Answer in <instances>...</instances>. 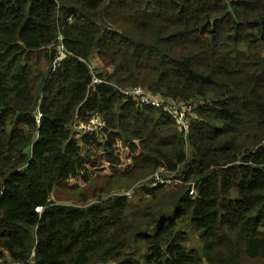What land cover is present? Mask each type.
Segmentation results:
<instances>
[{"label":"trees","instance_id":"obj_1","mask_svg":"<svg viewBox=\"0 0 264 264\" xmlns=\"http://www.w3.org/2000/svg\"><path fill=\"white\" fill-rule=\"evenodd\" d=\"M139 86L192 108L188 129L121 93ZM92 116L95 159L69 129ZM95 173L175 185L52 199ZM15 263L264 264V0H0V264Z\"/></svg>","mask_w":264,"mask_h":264},{"label":"rangeland","instance_id":"obj_2","mask_svg":"<svg viewBox=\"0 0 264 264\" xmlns=\"http://www.w3.org/2000/svg\"><path fill=\"white\" fill-rule=\"evenodd\" d=\"M35 60H39L40 65L44 61L43 57H41L39 59L38 56H35ZM139 88H141L143 91L145 90L141 86H139ZM131 89H129L128 91H130ZM121 93L124 95H128V94H126V92L121 91ZM160 101L162 103H164V100H160ZM169 101L173 105V108H177L179 106H186V104L184 102H181L179 100L173 99V100H169ZM71 131H73V129ZM81 134H83V136L81 138H77V137L76 138L78 139V144L81 148L82 155L83 156L89 155V157L90 158L93 157V159H95L94 156H100L102 154L100 151L94 150L93 147H87L84 145V143L82 142V138L85 135H84V133H81ZM105 163H106L105 159L102 160V164H105ZM110 177L111 176H109V175L107 176L105 174H96L94 179L89 180L87 182L72 180L68 183H64L62 185V187H59L55 190V192L52 196V199L58 204L81 206V205H83V203H82L83 197H85V198L87 197V199L90 200L89 202L93 203L95 200L94 195H99L100 194L99 191L103 190L104 193L102 195H104V196H106L107 194H112V195L128 194L134 198L136 195L134 200L137 201L138 196L136 193H133V190L135 189L134 186H136L137 184L138 185L142 184V185H146V186H151L153 183V179H154V177H153V178L148 179V180H143L140 183L136 182L137 184L133 185L129 190H126V189H128V185H127L128 182L122 181L119 177H115L113 179H110ZM162 179L164 180L163 182L167 181V183L164 184L168 187L166 190L167 191L172 190L175 183L172 184L173 181L171 179H165L163 177L159 178V180H162ZM104 198L106 199V197H104ZM150 201H151L150 198H146L145 203H148Z\"/></svg>","mask_w":264,"mask_h":264},{"label":"built area","instance_id":"obj_3","mask_svg":"<svg viewBox=\"0 0 264 264\" xmlns=\"http://www.w3.org/2000/svg\"><path fill=\"white\" fill-rule=\"evenodd\" d=\"M62 56H63V47L60 48L59 51V56L56 59V63L59 64L62 60ZM93 83H99L98 79H94ZM129 89L126 90H121L122 92H126V94L130 95L136 102H138L140 105H144V106H149V107H156V108H160L162 109L164 112L166 113H170L174 116V118L176 119L177 125L182 129V130H187L189 127V121H188V117L192 116V108H190L189 106L186 107H177V108H173V105L171 104H166L167 102L164 101V103H162L157 97H154L153 95L149 94L146 90H142L139 87H135L132 88L130 91H128ZM169 105V106H168ZM171 106V107H170ZM37 121L39 122L40 118H41V114L38 112L37 113ZM75 129H74V133H78L79 135L83 136L86 134H91V133H98L100 134L105 128L106 125L105 123L98 117L96 116H92L91 118H89L86 123H75ZM160 175L156 174L153 182L155 183H160L162 185L166 184L167 181L163 182L164 180H159ZM175 182V181H174ZM177 183H180L179 181H176ZM134 193V190H133ZM128 195V194H126ZM129 197H131V195H128ZM42 208H38L37 211L40 213L42 212ZM15 264H27V263H15ZM30 264V263H28Z\"/></svg>","mask_w":264,"mask_h":264},{"label":"crops","instance_id":"obj_4","mask_svg":"<svg viewBox=\"0 0 264 264\" xmlns=\"http://www.w3.org/2000/svg\"><path fill=\"white\" fill-rule=\"evenodd\" d=\"M75 123H79V120L73 122V124H71V126H69V129L72 130L73 129V132H74V129H75Z\"/></svg>","mask_w":264,"mask_h":264}]
</instances>
